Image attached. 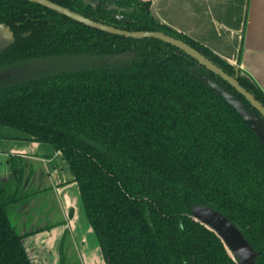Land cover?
<instances>
[{
	"label": "trees",
	"instance_id": "obj_1",
	"mask_svg": "<svg viewBox=\"0 0 264 264\" xmlns=\"http://www.w3.org/2000/svg\"><path fill=\"white\" fill-rule=\"evenodd\" d=\"M48 1L114 28L180 40L264 107V93L238 68L240 57L232 65L160 24L149 1ZM0 25L14 39L0 51V68L48 56L94 59L88 67L0 88V125L62 155L105 261L239 264L193 220L191 209L203 206L232 223L257 254L255 264H264V146L196 74L259 116L243 96L176 47L101 32L35 3L0 0ZM128 52L125 61H107ZM21 181L18 173L0 183V264H32L10 216L27 199Z\"/></svg>",
	"mask_w": 264,
	"mask_h": 264
},
{
	"label": "crops",
	"instance_id": "obj_2",
	"mask_svg": "<svg viewBox=\"0 0 264 264\" xmlns=\"http://www.w3.org/2000/svg\"><path fill=\"white\" fill-rule=\"evenodd\" d=\"M154 19L248 74L264 93V0H142ZM241 54L239 56V51ZM22 174L12 220L32 264H106L62 155L0 125V183Z\"/></svg>",
	"mask_w": 264,
	"mask_h": 264
},
{
	"label": "water",
	"instance_id": "obj_3",
	"mask_svg": "<svg viewBox=\"0 0 264 264\" xmlns=\"http://www.w3.org/2000/svg\"><path fill=\"white\" fill-rule=\"evenodd\" d=\"M30 3L38 4L46 9L54 11L60 15H63L76 23L85 25L89 28L96 29L101 32H105L112 35L122 36L131 39H156L166 44H169L177 49L183 51L195 61H197L201 66L205 67L209 72L219 76L222 80L227 82L235 91L243 96V98L251 105V107L259 114L253 113L246 105L241 102L238 98L233 96L229 91L220 87L215 82L209 80L208 78L197 75V78L210 87L214 92H216L220 97H222L251 127L256 136L260 139L262 145L264 146V124L261 119L264 120V107L255 98L249 94L245 89H243L235 77H231L225 72H223L216 65L211 63L209 60L204 58L199 52H197L192 47L188 46L184 42L165 35L161 32H147V31H126L123 29L114 28L105 24H101L85 18L71 10L59 6L48 0H23ZM115 18L122 22H127L128 19L123 16L115 15ZM14 39L12 35L8 32L6 28L0 25V51L7 48ZM131 53H124L115 57L108 59V62H121L129 59ZM105 61H102L103 64ZM14 66V65H13ZM236 75L238 73V68L235 67ZM191 216L193 220L199 224L205 226L210 231L215 233L222 243L225 245L226 249L229 251L231 257L235 259L239 264H255V259L257 254L249 246L247 241L238 231V229L230 223L222 214L219 212L203 206H194L191 209ZM29 258V257H28ZM106 264H110L109 260Z\"/></svg>",
	"mask_w": 264,
	"mask_h": 264
},
{
	"label": "rangeland",
	"instance_id": "obj_4",
	"mask_svg": "<svg viewBox=\"0 0 264 264\" xmlns=\"http://www.w3.org/2000/svg\"><path fill=\"white\" fill-rule=\"evenodd\" d=\"M90 65V60H80L65 56L27 61L1 69L0 88L8 87L31 79L50 76L59 72L73 71ZM10 216L12 219L14 218L12 213H10Z\"/></svg>",
	"mask_w": 264,
	"mask_h": 264
},
{
	"label": "flooded vegetation",
	"instance_id": "obj_5",
	"mask_svg": "<svg viewBox=\"0 0 264 264\" xmlns=\"http://www.w3.org/2000/svg\"><path fill=\"white\" fill-rule=\"evenodd\" d=\"M119 16V15H118ZM114 17H115V15H114ZM116 19V18H115ZM122 22V21H121ZM128 22V21H127ZM51 57H60V56H48V57H40V58H37V59H42V58H51ZM65 57H71V56H65ZM71 58H75V59H80V60H90L91 61V65L93 64V60L94 59H92V58H90V57H85V56H82V57H80V56H75V57H71ZM36 60V59H35ZM87 62V61H86ZM99 62H102V61H99ZM3 68H5V67H2V68H0V70L1 69H3Z\"/></svg>",
	"mask_w": 264,
	"mask_h": 264
}]
</instances>
